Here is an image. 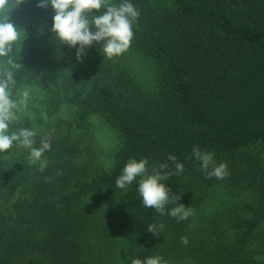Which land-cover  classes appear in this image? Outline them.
<instances>
[{
    "label": "trees",
    "instance_id": "obj_1",
    "mask_svg": "<svg viewBox=\"0 0 264 264\" xmlns=\"http://www.w3.org/2000/svg\"><path fill=\"white\" fill-rule=\"evenodd\" d=\"M39 2L24 0L9 14L10 21L17 27L31 13L52 28L53 9L50 5L39 8ZM109 2L119 6L124 0ZM128 2L140 14L132 25L130 49L114 57L121 65L116 81L119 87L151 81L149 107L122 110L103 87L66 101L75 109L71 119L60 123L68 126L69 134L89 128L92 118L99 117L119 134L122 147L107 172L73 182L80 174L75 163L80 146L72 136L60 138L61 143L51 144L48 150L53 169L25 190L30 197L26 200L18 198L17 188L23 181L29 184L34 176L30 165L18 164L14 158L16 165L0 177V264H21L23 254L33 255L24 264H81L79 228L90 215L79 211L92 196L103 204L107 222L116 203L128 208L132 239L128 264L154 256L161 258V264H264V187L258 189L257 206L232 212L236 222L207 224L216 213L209 215L215 177L203 176L193 165L194 146L200 151L214 149L234 155L253 143H264V0ZM105 10H93L89 20ZM49 32L45 47L16 60L21 67H12V99L33 82L52 91L63 72L75 70L76 76L87 70L85 57L102 47L94 42L78 59L79 46L60 45L51 29ZM99 58L105 66V59ZM142 69L147 79L142 77ZM62 100H51L50 113L65 104ZM13 146L14 155L23 149L15 142ZM169 155L183 164L179 174ZM130 159H146L148 175L166 164L163 171L170 177L161 183L180 196L177 204L191 207L197 200L189 209L192 215L178 222L167 214L175 204L165 206V215L144 207L137 191L139 176L125 197V189H119L115 181ZM11 218L14 223H9ZM149 224L164 225L159 236L147 232ZM181 237H187L186 245Z\"/></svg>",
    "mask_w": 264,
    "mask_h": 264
},
{
    "label": "rangeland",
    "instance_id": "obj_2",
    "mask_svg": "<svg viewBox=\"0 0 264 264\" xmlns=\"http://www.w3.org/2000/svg\"><path fill=\"white\" fill-rule=\"evenodd\" d=\"M49 29L51 28L43 19L31 13L26 15L21 25L17 26L19 39L13 44V52L7 57H0V70L13 71V65L8 63L9 59L12 61L14 59L13 63L16 64V60L27 58L34 50L45 47L51 37ZM101 48L85 57L84 63L87 70L85 68L75 76V70L68 69L63 72L52 91H47L46 88L43 89L33 82L19 89L16 98H13L19 101L21 93L24 90L29 91L26 107L18 111L17 119L10 123V133L23 128L36 132L32 138V146L36 148H39L45 141L50 145H58L61 143L59 139L66 135L72 136L73 140L78 142L80 149L77 152L75 163L79 167L80 174L73 182L107 172L113 164L115 153L122 147V138L99 117L92 118L89 128L75 129L71 131L72 134H69L68 126L60 123L71 119L75 109L66 101L71 96L84 97L92 89L100 90L103 87L116 105L128 111L135 110L138 106L147 109L152 96L153 83L149 80L144 84L134 82V84L119 87L116 77L120 75L118 69L121 65L114 57L104 58ZM100 55L101 59H105L103 62L105 66L101 64ZM140 73L143 78L147 79L143 69ZM56 97L62 98L65 104L61 105L57 111L50 113L51 100ZM13 148L14 146L0 157V177L9 174L13 165H16L13 163L14 158L18 160V164L30 165L33 179L29 184L23 181L17 188L18 198L26 200L30 197L25 190L32 189L37 184L40 175L43 176V173L53 169V164L49 160L48 150L41 157V160L46 163V167L41 171L40 162L36 164L29 162L30 149L23 148L20 153L14 155L12 154L15 153ZM204 152L212 153L214 156L213 163L209 165L207 171L202 169L199 159L194 156L193 160L194 168L203 176L207 177V172L212 171L221 163L227 165L226 175L222 179L214 178L215 184L211 189L209 199L212 209L209 215L213 214L214 210L216 213L207 221V224L227 226L237 220L231 215L235 209L258 205L257 201L261 198V192L258 189L264 187V143H253L234 155L227 152L219 154L214 149L201 150V153ZM35 174L38 176L36 177ZM129 186L124 190L125 197L130 191ZM97 199V196L88 198L79 211L81 215H90L86 224L79 228L80 237L78 239L81 245L79 261L81 264H128L132 247L128 208H123L120 202L116 203L115 211L107 222L108 218L103 214L105 213L102 208L103 204L97 203ZM4 201L5 198L1 199L2 203ZM11 201L12 199L9 200L10 205ZM195 202L197 200L191 203L192 208L196 206ZM8 221L14 223L15 219L11 218ZM194 224H199V222H194ZM32 257V254H23L19 259L21 264H24Z\"/></svg>",
    "mask_w": 264,
    "mask_h": 264
},
{
    "label": "clouds",
    "instance_id": "obj_3",
    "mask_svg": "<svg viewBox=\"0 0 264 264\" xmlns=\"http://www.w3.org/2000/svg\"><path fill=\"white\" fill-rule=\"evenodd\" d=\"M24 0H0V57H7L13 52V44L19 39L17 27L10 21V13L14 8L23 3ZM54 11L51 31L55 34V40L60 45L78 47L77 58L79 59L87 47L93 43L102 44L101 51L104 58L112 59L121 55L128 49L134 36L132 25L139 17V11L128 0H124L119 6L109 4V0H40L39 8L48 6ZM106 10L101 15H96L89 20L88 15L93 10ZM13 67L19 68L21 64H14L11 59L8 61ZM14 74L10 70L0 71V157L5 155L15 142L18 148L30 149L28 157L31 164L40 162V170L43 171L46 163L41 160L44 152L50 150L48 142H42L39 148L33 147V137L36 132L23 128L19 131L9 132L10 123L17 119L16 113L23 110L28 101L29 91L21 93L19 101L11 98L10 85H14ZM194 156L201 161V167L205 171L213 163L212 153H201L197 146L193 147ZM169 160L175 163L176 173L182 172L183 164L176 162V158L169 155ZM148 161L142 159L137 161L130 159L122 170V174L116 179L115 184L119 189H126L136 178L142 177L139 181L137 191L142 198V204L146 208H154L160 215H165V206L169 203L176 206L167 214L180 220L187 219L192 212L191 207L177 204L180 196L171 194V189L161 181L169 179L170 174L163 171L166 164L160 165V170L153 169V174L148 175L146 168ZM227 165L224 163L214 167L207 172L208 178L215 177L222 179L226 175ZM195 199V195L193 197ZM164 228L163 224H149L147 232L153 236H159V231ZM181 243L187 244V237H181ZM132 264H161L159 256L148 257L145 261L133 259Z\"/></svg>",
    "mask_w": 264,
    "mask_h": 264
}]
</instances>
